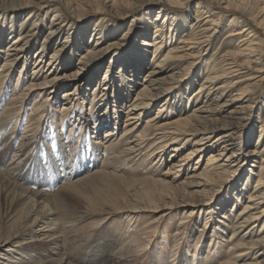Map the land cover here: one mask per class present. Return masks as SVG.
Masks as SVG:
<instances>
[{
	"label": "rangeland",
	"instance_id": "374dc122",
	"mask_svg": "<svg viewBox=\"0 0 264 264\" xmlns=\"http://www.w3.org/2000/svg\"><path fill=\"white\" fill-rule=\"evenodd\" d=\"M156 1L0 0V26L4 27L0 50L18 34L17 31L9 36L10 27L18 29L21 22L29 26L33 20L34 23L41 24L38 27L40 30L36 35L37 39L31 42L32 46L26 52L27 65L21 68L22 58L10 69L2 68L5 55L0 52L2 176L14 184L46 192L52 199L57 197V193L64 190L67 184L72 185L73 181L90 175L94 170L111 171L126 178L123 180L111 175H96L95 180L76 185L77 195L72 197L63 192V201L68 206L58 208L55 218L59 224L62 252L69 264H220L228 258L230 250L225 240H228L232 231L225 228L223 232H218L214 229V225L221 228L225 226L220 215L225 214V217L232 219L243 207L252 189L257 188L255 185L258 180L262 184L258 193L261 196L259 207H264V169L260 170L261 166H264V162L261 164V157L264 156V79L258 92L252 95L250 84L247 83H252L251 78L258 77L260 72L253 71L251 75L243 77L226 73V68L229 67L234 69L247 64L249 67L257 66L248 60L247 55L238 51L242 44L238 39L244 36L230 33L247 24L258 34L259 39L264 41V7L257 8L252 16H246L232 7H225L217 0H168L171 4L182 2L181 5L174 4L175 6H170L162 0L160 3ZM13 2L24 5L22 8L25 9L17 13L11 11L8 5ZM42 4L47 6L42 9ZM161 7L165 13L182 14L185 17L184 32L181 34L177 31L158 48L137 45V40L142 37L153 38V30L159 23L153 19ZM207 7L211 8L210 12H207L208 16L201 22H195L197 10L204 12ZM55 12L59 13V16H54ZM13 14H16L15 24L11 22L14 18H10ZM40 15L43 16L41 21L38 19ZM230 17H237L244 20V23L231 24ZM145 19L151 21L148 22L149 30L142 35L141 26ZM99 28L101 34L106 37L97 45V49H100L98 53L107 49L109 51L102 57L93 59L91 54H87V50L93 48L92 45L96 41L94 37L99 35L96 34ZM49 31L56 32L57 36H50L47 42L45 38L49 36ZM184 33L192 35L191 39L196 38L190 43L192 48L188 50L179 49L183 43L178 41L188 37L182 36ZM205 34L211 36L208 37V44L202 46L199 39ZM67 36L69 40L60 44ZM82 36L85 37L78 40ZM71 42L76 53L70 59ZM40 45L48 48L45 51L46 56L40 62L41 71L35 75L32 73V63L37 58L36 51ZM55 46L61 47L57 54V57L61 58L60 66L53 75L47 73L45 78L60 77L59 85L53 88V91L48 90L50 86H45V90H40L38 94H26L24 88L31 82H44L47 63L51 60ZM134 51L143 52L144 65L136 72V82L133 83L130 94L126 95V90L119 91L120 86H116L118 79L114 80L111 74V82L114 80L113 88L107 97L101 96L98 85L102 73L109 64L112 65V60L115 61L112 70L114 71L122 62L125 63V60L134 59ZM167 53L180 56L181 60L171 65L169 63V66L159 73L158 76L168 83L151 88L143 79L148 78L146 74L150 68ZM229 59L235 62L226 64ZM235 64L237 67H233ZM180 67H183L181 72L186 71L183 79L176 82L178 86L174 90L168 89L165 93L162 89L172 82L166 75ZM250 72V69H241L243 75ZM208 74L211 79H216L211 84L214 91L206 96L207 91L203 90V95L196 101L199 84ZM128 75H135V69L127 71ZM33 76L36 77L32 79ZM240 80L241 83H234ZM143 85L148 87L147 90L150 89L148 91L151 96L148 109L140 114L139 110L130 111L128 102L135 98L137 89ZM220 85L225 88L218 90L216 87ZM242 88L247 94L238 99ZM65 90H70L71 94H64ZM182 92L193 97L190 100L184 99L185 106H178L181 109L178 112V107L174 103L170 107V104ZM94 95L97 96L94 98ZM254 96L255 101L251 99ZM214 98L217 100L212 101ZM216 102L228 105L216 110L209 120L198 127L200 131L205 127H213L216 129L213 134L199 132L177 150H172L171 144L158 147L155 133L161 128L154 129L155 127L172 122L179 117V113H192L191 109L198 104H203L208 110L214 109ZM10 103L12 111L5 109L10 107ZM159 104L162 105L163 112L157 114ZM240 105H246V108H240ZM127 115L135 118L129 121ZM169 126L171 125H165ZM127 128L131 130L126 133L124 129ZM107 130L111 131L114 137L109 139L110 136H105ZM142 130L144 135L137 138ZM124 132L126 134H123ZM204 134L209 136L207 141L212 144H208L197 154L184 157L187 150L192 149L194 142ZM22 145L25 151L23 158H20ZM252 150L255 151L254 154L250 153ZM210 152L222 154H216L214 162L211 163L207 162ZM230 159L238 161L231 160L230 163ZM21 160L25 161V165ZM19 161L23 170L20 177H13L6 171L5 166L8 163L19 166ZM55 162H59L61 167H66V170L71 168L72 174H64L59 179L61 167L57 170ZM208 163L213 166L220 165L212 176L205 178L202 171L210 166ZM248 173L250 178L247 180V192L241 194V199H238L233 207L231 197L237 188L245 184ZM130 178H159L166 181L167 185L162 186L153 180L132 182ZM206 198L210 199L207 204L204 202ZM221 204L226 205L231 213L223 211ZM121 207L133 210L142 208L145 211L131 212L129 218L121 210L113 212L111 216L104 212ZM80 210L94 211L95 215L88 214L89 217L77 220L78 224L69 227L63 218H72L73 215H78ZM32 213L34 209L16 205L10 207L0 197V238L12 234L22 226L25 219L30 222ZM262 218L260 224L264 221V215ZM206 220V233L198 240L197 236L201 231L199 229H203ZM260 224L257 229L261 228ZM178 228H183V233H177L181 231ZM134 237L143 241L134 242ZM17 240L19 239H11L7 244L0 246V264H12L10 261L14 258V253H11L8 247ZM23 250L38 255L45 252L44 245L39 242L26 243ZM46 252L48 253L47 250ZM115 259H118L117 263L113 261Z\"/></svg>",
	"mask_w": 264,
	"mask_h": 264
},
{
	"label": "bare ground",
	"instance_id": "6f19581e",
	"mask_svg": "<svg viewBox=\"0 0 264 264\" xmlns=\"http://www.w3.org/2000/svg\"><path fill=\"white\" fill-rule=\"evenodd\" d=\"M162 1L166 2L170 6H175L174 4H178V5L182 4V2H177V3L171 4V3H169L168 0H162ZM217 1L223 3L225 7H232L233 9L238 10L239 12H241L243 15H246V16H252L254 11L257 8H263L264 7V0H217ZM156 2L160 3L161 0H157ZM22 6H24V5H22L20 3H14L13 2V3H10L8 5V7H9L8 9L17 13V12L25 9V8H22ZM46 6L47 5L42 4L40 7L42 9H44ZM163 9L164 8H162V7L159 8V10H158L159 13L153 19L154 22H156V20H158V22H159L155 26V30H153L154 31L153 32L154 36L152 35L153 38L152 39H146V37L141 36L142 39L137 40L138 41L137 45H141V46H147L148 45V46H154V47L156 46L158 48L163 44V42H165V39H171L172 35L174 36L175 33H177V31L180 32L181 34L184 32V30H185L184 28L186 26L185 17L182 14L165 13V12H163ZM210 10H211L210 7H207V10L204 12L200 9L197 10L198 14H196L195 22H198V21L201 22L205 17L208 16L207 12H210ZM200 13H205V15L201 16ZM28 14L31 16L30 11ZM28 14L26 15L27 18H28ZM14 15H16V14H13L10 16V18H14L13 20L11 19L12 21L11 20L10 21L15 24V16ZM54 16H59V13L55 12ZM42 18H43V16L41 17V15L38 17V19L40 21ZM160 19H161V21H160ZM149 21H151V20L145 19V21L142 22L143 24L141 26V32H140L142 35L146 34L147 33L146 31L149 30V27H148ZM34 22H35V20H33L31 25H29V26L23 25L25 23L21 22L20 23L21 26L18 29L10 27L9 36L13 32H17V31H18V34H17V36L14 37L13 40H11L6 46H4V49L0 50V52H3L5 55L3 63L1 65L2 68L4 67L7 69H10L11 66L16 64L22 58H23V61H22L21 68L23 66L27 65V60H28L27 56L28 55L26 54V52H27V50H30V48L32 46V45H30L31 42H35V40L37 39L36 35L39 34V30H40V28H38V27H40V25H41L39 23H34ZM204 22H206V21H204ZM230 22H231V24H235L238 22L244 23V20H241L237 17H230ZM212 24H215V23H212ZM251 28H252L251 26H248L247 24H243L239 30L231 32L230 35L241 34V36H244V37H241L238 39L240 42H242L238 51L242 54L247 55L248 60H251V62H254L257 66L249 67L247 64L245 66L239 65V68H234V69L232 67H229V68H226V73L227 74H229V73L233 74L230 76L243 77L245 75H251L253 71L254 72H260L258 77L254 76L251 78V80H253L252 83H249V82L247 83V84H250V89H251L250 92L253 95V94L258 92V89L261 86V82H263V79H264V46H263L264 41L259 39L258 34H256V32L253 29L251 30ZM3 30H4V27L0 26V48H1V43H2V39H3L2 37L4 35ZM97 30L98 31H96V34H99V35H96L94 37V38H96V41L92 45L93 48L87 50L88 51L87 54H91L93 59L96 57L97 58L102 57L106 52L109 51V49H107V50H104V51L98 53V51L100 49H97V45L100 43L101 39H103V37L105 38L106 36H103L101 34V28H99ZM55 34H56V32L49 31L48 32L49 36H46V38H45L46 41L49 42L50 36H55ZM56 36H57V34H56ZM182 36H188V37L182 38L178 41V43H183L182 46L179 47V49L188 50V49L192 48V45L190 43H193V40H195L196 38L191 39L192 35H187L186 33H184ZM209 36H211V34L202 35L199 39L200 40L199 43L202 46L207 45ZM246 36H248V37H246ZM83 37H85V36L78 38V40L83 39ZM66 40H69L68 36L66 37V39H64L62 42H60V44H63V43L65 44ZM71 44H72V47H69L71 49V53L69 56L70 59H71V56H73V54L76 53V51L73 47V42H71ZM46 48H48V47H46L45 45H40V48L36 51V57L37 58L32 63L33 64L32 73L35 75H37V73L39 71H41L40 62H41V60H43V57L46 56L45 55V51L47 50ZM60 48H61L60 46H55L54 53L52 54V56H50L51 60H49L47 63V69H46L47 71L45 70L46 73H45L44 78L48 74L53 75L56 71V68L58 69V67L60 66L61 58L57 57L58 50ZM140 51H142V50L140 49ZM134 52L136 53V51H134ZM134 55H135L134 59H131L129 61L125 60L126 64L123 62H122V64L119 63L120 64L118 66L119 68L117 70H114V71H112V70H113V66H114L115 61L112 60V65L109 64V66L106 68L104 73H102V75L100 76V79H99L98 88L100 86L99 92L102 94L101 96L107 97L110 89L112 90V88H113L112 82H114V80H115L114 78L118 79V83L116 84V86L117 85L120 86L119 91L121 92L122 90H126L125 94L126 95L130 94L129 92H130L131 88L133 87V83L136 82L135 81L136 72H137V70H139L141 68L142 65H144V62H143L144 54H143V52H137ZM133 60H134V62H133ZM180 60H181L180 56L176 57V55H172L169 53L165 54V56H163V58H161L159 61L157 60L156 63H154V65L150 68V70L146 74V76L148 78L146 79V77H145L143 79L144 82L146 81V83H148V86H150L151 88H155L154 87L155 85L168 83V82H164V80L158 76L159 73L162 72L165 68H167L169 66V63L171 65V64H174L176 62H179ZM231 60L232 59H229L230 62L228 61V62H226V64H231V62H235V61H231ZM63 63H64V61H63ZM139 63H140V65H139ZM236 65L237 64H235V66H233V67H237ZM244 68L250 69L251 72L245 73L243 75L241 73V69H244ZM133 69H135V75H130V76L128 75L127 76V71L128 72L133 71ZM48 70L50 71V73ZM52 71H53V73H51ZM181 71H183V67H180L179 69H175L172 72H170L168 75H166V78L171 79L172 82H170L167 85V87L162 89V90H165V93L168 92L167 91L168 89L174 90L178 86V84L176 82L183 79L184 73L186 72V71H184V72H181ZM111 74H113L112 76L114 79L112 82H111V80H112ZM35 77L33 76L32 79H34ZM204 78L202 79L201 83L199 84V88L197 90L196 101L199 99V97L201 95H203V93H204L203 90L207 91L206 96L211 91H214V86H211V84H213L216 79H211L209 74L207 76H205ZM246 79H248V78H246ZM246 79H244V80H246ZM17 80H18V78H17ZM60 80H61L60 77L57 78L56 76H52L49 79L45 78L44 82H42L40 84L31 82L28 86H26L24 88V90H26V94H28V95L31 93H34V92L36 94H38L39 91L43 90L45 86H50V88L48 90L53 91V88H55L59 85ZM36 82H37V80H36ZM236 82L241 83L242 81L241 80L240 81H234V83H236ZM207 83H210V84H207ZM234 83L232 84V86H234ZM109 84L112 86H110ZM96 88L97 87L95 85V90H96ZM147 88H148L147 86L143 85L142 88L137 89V91H136L137 94L135 95V98H133L131 101L128 102V106H129L128 108L130 109V111L131 110H139V112L141 114L142 112L145 113V111L148 109V106L150 104L149 99H150L151 94L148 91L150 89L147 90ZM216 88H218V90H219V89L225 88V87L223 85H220ZM242 90H244V89L243 88L241 89L240 94L238 95V99L244 98V96L247 94V93H245V91H242ZM248 93H249V91H248ZM64 94L69 95V94H71V91L65 90ZM185 94L186 93L182 92L179 95H177L175 97L174 101L170 104V107L173 106V103L177 107L178 106L184 107L185 101H183V100L184 99L190 100L193 97L192 95L187 96ZM96 96L97 95H94L93 97L95 98ZM251 99L253 101H255L256 97L254 96ZM216 100H217L216 98L212 99V101H216ZM8 105L10 107H6L5 109L11 110L12 103H10ZM100 105H101V103H100ZM227 105L225 103L216 102L214 104L215 108L208 110V109H205L203 107L204 106L203 104H198L191 109L192 113L185 114V115L184 114L182 115L181 113H179L178 114L179 117H177L175 120H173L170 123H167V122L164 123L165 125L170 124L171 126L165 127L164 124H161L162 126L155 127L154 129L161 128V129H159V131L156 130L157 132L155 133V135H157L155 140H158L157 141L158 147H161V148L167 147L168 144H171V145H173V147L171 146L173 148L172 150H177L182 145L186 144L192 137L197 136V134H199V132L204 131V132H207V134H210V133L213 134V132L216 130L213 127H211V128L205 127L204 130H202V131H200V129H198V127H201V124H204L207 120H209V117L211 115H213L216 110H218L219 108H223L224 106H227ZM161 106L162 105H160V104L158 105L157 114H159L160 112L161 113L163 112V108ZM241 107L246 108V105H240V108ZM178 109H179V107L176 110L178 111ZM180 111H181V109H179L178 112H180ZM127 117L129 118V119L127 118L129 121L132 120V118H135L131 115H130V117H129V115H127ZM127 119H126V121H128ZM163 129H166L168 131H164ZM129 130H131V128L124 129V131L126 133L129 132ZM125 132L123 134H126ZM35 133H37V132H35ZM31 134H33V133H31ZM143 135H144V133L142 130L137 135V138L142 137ZM105 136H110L109 139H111V137H114V134L111 133V131L107 130ZM27 137H28V135H27ZM208 137L209 136H205V134L201 135L194 142L195 146L192 149L187 150V153L184 157L187 158L188 156H191V155H194V154L201 152L205 148V146H207L208 144L211 143V142L207 141ZM219 138H221V137H219ZM114 140H112V141H114ZM99 142H101V141H99ZM99 144H101V143H99ZM127 144H129V143H127ZM153 144H155V143H153ZM19 146H21V145H19ZM0 147H2V146H0ZM223 147L224 146H222V148ZM93 148H92V150H94ZM98 150H99V148H98ZM262 150H264V147L262 148ZM262 150H260V151H262ZM24 151H25V147L23 146V149L20 153V155H21L20 158L23 156ZM254 152H255L254 150L250 151V153H253V154H254ZM48 153H49V151H48ZM216 154H222V153H216ZM216 154L214 152H210L209 157L207 158V162L213 163L215 160ZM13 156H15V155H13ZM261 158H262V161H261V164H262L264 162V156H262ZM231 160L232 161H238L237 159H235V160L230 159V163L232 162ZM21 162H23V165H25L24 160H21ZM17 163H18V161H17ZM211 163H208V164H210V166L205 168V170L202 171V175L205 178L212 176L215 173V170L219 168L220 164L213 166ZM55 165H56L57 170L61 167V164L59 162H57V163L55 162ZM106 165H107V163H106ZM5 168H6V171L8 173L13 175V177H16V176L20 177L19 176L21 174L20 172H22V170H23V166H22V164H20V161H19V166L16 164L13 165L12 163H8V165H6ZM65 168L63 166L60 168L59 173H58L59 179L64 174H72L71 168L68 167L69 170H66ZM262 169H264V166H261L260 170H262ZM64 172H66V173H64ZM248 172H249V169H248ZM1 173H0V197H1V199L3 201H5L8 204V206H10V207L12 205H16L19 207L25 206V207H29V208L34 209V213H32V215L30 216V220H31L30 222H26V219H25L22 226H20L12 234H10L6 238H0V246H2L3 244H7V242H9L11 239L12 240L15 238L19 239V240L13 242L11 244V246L8 247L9 248L8 250H10L11 253H14V255L12 254L14 258L10 261L12 264H18L20 262L21 263H29V264H69L66 261L67 260L65 258L66 256L64 257L63 252H62L63 244H62L61 234H59V230H58L59 224L56 222V218H55V213H56V210L58 208L68 206L63 201L64 200L63 199V192H67L69 195H72V197L77 195V193L75 192L76 185L81 184L84 181L89 182L91 180H95L94 178H96L95 177L96 175H102V176L111 175L113 177L122 178L123 180H126L125 177H123L119 174L113 173L111 171L106 172V171H102V170H99V171L94 170L93 173H91L90 175H86L82 178L77 179L76 181H73L72 185L67 184V186H65L64 190L61 189L62 191L57 193V197L52 199L49 197V194L46 192L38 191V190L37 191L32 190L28 187H24L22 185L14 184V183L8 181L7 179H5V177L2 176ZM8 173H7V175H8ZM51 175H53V174H51ZM248 175H249V173L247 174L248 178L246 179L245 184L241 185L242 186L241 188H237V191L234 193L233 197H231L232 198V202H231L232 205L231 206L235 207L234 205L237 202V200L241 199L240 198L241 194L243 195V193L245 194L247 192V187H248V183H247L248 181L247 180L250 178V176H248ZM13 177H12V179H13ZM130 180L132 182L153 180L155 182L158 181L162 186L167 185L166 181L159 179V178H157V179L144 178L141 180L130 178ZM260 182H261L260 180L257 181V184L255 185V186H257V188L252 189V191L248 194L247 200L243 204V207L238 211V213L235 216L232 217V219H230L229 216L225 217V214L220 215L222 217V219L224 220V222L221 221L225 225L223 228H221L217 225L216 226L214 225V229L218 230V232L219 231L223 232L225 230V228L232 230L228 240H225V242L228 245V249L230 250V252L228 254V258H226L225 261H223L220 264H264V221L262 222V224H260L261 219H263L262 217L264 215V207H262V208L259 207V204L261 203V200H260L261 196L258 193H259V190L261 189L260 187L262 185ZM90 183H94V182H90ZM206 199L207 200L204 201L205 204L210 202L209 198H206ZM242 199H243V197H242ZM226 201H228V200H226ZM226 201H224V202H226ZM221 208L223 209V211L231 213L226 205L221 204ZM120 210L124 211L126 213V215H128V218L131 216L130 215L131 212H138L141 210L145 211V209H142V208H139L138 210H133V209H129L127 207H121L119 209L108 210V211H104V212L106 214H109V216H111L113 214V212L120 211ZM88 214H94L95 215L94 211L89 212V211H81L80 210V213H78V215H73L72 218L69 217L71 220L68 217L63 218V220L69 227L72 228V226L77 223V220L79 221L80 219H83L85 217H89ZM213 220H215V219L213 218ZM259 224H260L261 228L257 229ZM98 225H97V227H98ZM202 227H203V229L202 228L199 229L201 231L197 236L198 240L202 236H204L206 233L207 220L205 221V223L203 224ZM178 229H180L181 231H177V233H183V231H184L183 228H178ZM90 231H92V230L90 229ZM25 238H28V239L26 241H23V239H25ZM75 238H76V236L74 237V239ZM140 239L141 238H139V237H134V242L143 241ZM35 242H39L42 245H44L45 250H43V251H45V252H41L38 255L35 253L34 254L26 253L28 250H23L24 245L26 243L32 244ZM143 246H144V244H143ZM187 249H189V248H187ZM46 250L48 251V253L46 252ZM210 250L211 249H209V251ZM29 252H32V251H29ZM117 258L121 259L123 257H117ZM118 259L117 260L115 259L113 261L117 263ZM180 264H183V263H180Z\"/></svg>",
	"mask_w": 264,
	"mask_h": 264
}]
</instances>
